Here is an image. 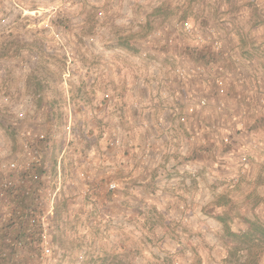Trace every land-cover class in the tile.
Listing matches in <instances>:
<instances>
[{"label":"rangeland","instance_id":"obj_1","mask_svg":"<svg viewBox=\"0 0 264 264\" xmlns=\"http://www.w3.org/2000/svg\"><path fill=\"white\" fill-rule=\"evenodd\" d=\"M226 2L221 9L219 0H0V264H225L235 244L228 230H244L255 217L264 223L263 73L247 78L254 91L250 107L239 103L240 89L232 91L246 66L264 65L231 58L228 74H219L212 67L187 69L181 57L214 62L216 54L238 46L237 37L256 42L264 0ZM160 4L172 12L166 19L151 16ZM211 8L224 14L211 21ZM227 9L234 15L227 17ZM185 19L194 33L219 45L184 34ZM120 37L128 38L131 50L116 46ZM178 66L188 74L177 76ZM230 94L237 100L233 106ZM154 97L176 120L175 133H185V124L193 128V140H164L173 160L160 163L161 177L169 182L164 192L185 197L184 209L132 204L123 218L109 216L87 196L77 205L70 188H58L57 166L63 148L76 149L74 123L94 120L99 126L106 120L116 127L119 120H139V111L150 119ZM200 99L206 101L202 107ZM34 152L39 162H32ZM185 165H194L197 181L180 172L190 171ZM70 172L67 167L69 177ZM11 201L26 202L29 209L15 214ZM181 210L186 219L179 217ZM35 216L47 224L48 255L41 251L40 226L26 231ZM7 232L20 243L4 240ZM26 232L33 237H23Z\"/></svg>","mask_w":264,"mask_h":264},{"label":"crops","instance_id":"obj_2","mask_svg":"<svg viewBox=\"0 0 264 264\" xmlns=\"http://www.w3.org/2000/svg\"><path fill=\"white\" fill-rule=\"evenodd\" d=\"M222 1L225 7L221 9H225L227 7V0H219L220 3H222ZM210 11L211 13H208L210 20L212 17L219 18L224 14L220 13L215 8H211ZM227 11V17L231 16V14L234 15L233 13L230 14L228 9ZM259 30L261 31V35L255 38L256 42H254V38L247 41V39L244 40V37L242 39L241 37L240 39L237 37L234 44L238 46L232 49L231 52L225 53L226 55L216 54L214 59H212L214 62H208L205 58H196L197 60L193 59L194 61L192 63L186 54H181V57L186 59L183 61V65L187 69L201 66L198 68L207 70L206 72H208L206 68L212 67L213 72L219 74L220 72L228 74L229 69L232 68L231 63H233L231 58L237 59L240 63L242 61L249 63L257 60L260 65H264V56L261 55H264V53H261V49L264 47V26ZM234 31L238 33L235 27L233 29V32ZM252 31L256 34L258 29H253ZM239 33L242 34V32ZM242 46H244V48H241ZM120 50L123 51L122 49ZM251 69L253 71H251ZM242 72L243 74L241 75H244L245 78L239 79L238 84L234 82L232 91L234 95H236L237 90L240 89L241 94L244 96L239 100V103L243 106L242 108H248L254 102L250 100L252 96L251 93L254 91L251 89L249 90V79L247 78H259L256 74L263 73L261 77L264 79V66L263 68L260 66L249 68L246 66ZM238 74L240 73L237 72L234 75ZM241 89L244 90L242 91ZM163 90L166 94L169 92L166 88H163ZM244 92H246V94H244ZM249 94L250 96H247ZM229 100L233 101V103L231 101L232 106L237 102L233 94H230ZM137 105H139V103ZM149 105L150 107L148 109L151 111L150 119L144 118L143 113L146 112L139 111V114L142 115H139V120H119L116 127L112 126L110 122L107 123L106 120L100 123L99 126L94 120H78L74 123L72 132L74 138L78 141L75 143L76 149L73 148L66 152L63 148L57 157V166L60 169L58 177L61 180L58 188L63 190L70 188V193H72L73 199L77 201V205L85 202L84 200L87 196L91 198L93 202L95 201V204L103 205V208H106L105 211L109 213V216H122L123 218L129 213V206L132 204H139L141 206L153 204L160 209L163 204L167 205L168 203H174L183 206L184 209V206H186L185 197L181 195L169 196L167 195V191L164 192V189H167L169 186V182H164L161 177L162 172L160 163L163 161V158L165 160L168 158L173 160L171 158L172 156L168 154L165 148L164 140H167L169 137L180 139L185 136V140L190 141L192 139L191 134L193 128H191L190 123L189 125L185 124V133H175L173 128L177 123L176 120L168 114V108H166L161 101L156 100L155 97L152 100V104ZM141 110L143 111L144 109ZM118 141H120V144H116ZM199 141L201 142L203 140ZM173 155L175 156V154ZM45 157L47 158V154ZM177 161H179V159H177ZM195 161H200V159L197 158ZM67 167L71 169L70 177L67 174ZM183 167L192 172L180 170L181 173L184 172V174L187 175L191 174V177L193 176L194 179L199 177L194 176V165H185ZM197 172L201 173L202 171L197 170ZM67 177H69L68 180L66 179ZM195 180L194 183L197 181ZM110 182H114L118 190H109ZM200 183L201 182H197V186H199ZM170 184L173 186L176 185V183L172 181ZM198 189L200 190V188ZM133 193L136 194V196H133ZM11 202H13L10 204L14 205L15 214H20L23 211L26 212L29 209L25 207L26 202H22V204L20 203L18 205L14 203V201ZM23 204L24 209H22ZM117 206L123 207L124 211L122 212L119 209V214V212H117L118 210H115ZM183 214H186L185 210L180 211L179 217L183 216V219H186L187 214ZM200 214L202 215V213ZM13 220L16 222L17 219L13 218ZM33 227L34 226L29 225V229L26 231L34 232ZM11 233H13V231H11ZM11 233L7 232V237H3V239L8 242L14 241V243L17 244L18 240H14L15 237H13ZM164 234L166 233H161L158 236L161 237L164 236ZM23 237L32 238L33 235L26 232ZM18 243H20V241Z\"/></svg>","mask_w":264,"mask_h":264},{"label":"trees","instance_id":"obj_3","mask_svg":"<svg viewBox=\"0 0 264 264\" xmlns=\"http://www.w3.org/2000/svg\"><path fill=\"white\" fill-rule=\"evenodd\" d=\"M171 10L167 5H157L153 8L151 16H161L163 19L171 15ZM128 38H118L116 46L122 50H131ZM131 45V44H130ZM227 202V200H224ZM215 218L225 223L222 214H216ZM248 227L239 232L228 233L235 239V244L230 250L228 257L225 258V264H260L264 253V223L258 218L248 219Z\"/></svg>","mask_w":264,"mask_h":264},{"label":"built area","instance_id":"obj_4","mask_svg":"<svg viewBox=\"0 0 264 264\" xmlns=\"http://www.w3.org/2000/svg\"><path fill=\"white\" fill-rule=\"evenodd\" d=\"M100 13H101V12H100ZM180 29H181V31H182L184 34H186V35H194V36L197 38V40H198L199 42H201V43H202L203 41H205L206 39H211V40L214 42L215 45H217V46L219 45L218 41H216V40H215L213 37H211V36H207V35L204 36L202 33L200 34V33H198V32L194 33L195 30H194L193 23H192L189 19H185L184 21L181 22V24H180ZM143 55H145V52H144ZM175 74H176L177 76H184V75H187L188 73H187V70H185L183 67L178 66V67L175 69ZM216 83H217V85L219 86V88H221L222 85H223V81H222L221 78H218V79L216 80ZM221 90H222V88H221ZM105 96H106V97H109V93H106ZM205 104H206L205 99H200V100H199V104H198V105H199L200 107L204 106ZM184 119H185L184 116H181V117H180V120H184ZM31 158L33 159L32 162H33V161H35V162H39L40 154L34 152V153L32 154V156H31ZM9 167H10V168H14V167H16V163H15V162H10V163H9ZM8 183L10 184V182H8ZM115 187H116V186H115L114 183H110L109 188L113 189V188H115ZM29 223H30L31 226H35V225H37V224L40 226V228H41V233H40V245H41V251H42V254H43V255H48V254L51 252V246H50V243H49L48 240H47V233H46V230H47L46 225H47V224H46L44 218H43V217H40V216L31 217V218H29ZM0 249H1V246H0Z\"/></svg>","mask_w":264,"mask_h":264}]
</instances>
